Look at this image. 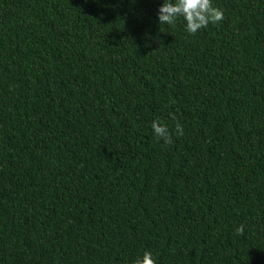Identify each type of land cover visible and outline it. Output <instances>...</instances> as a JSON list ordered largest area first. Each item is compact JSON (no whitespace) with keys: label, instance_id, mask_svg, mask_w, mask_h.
I'll return each mask as SVG.
<instances>
[{"label":"trees","instance_id":"trees-1","mask_svg":"<svg viewBox=\"0 0 264 264\" xmlns=\"http://www.w3.org/2000/svg\"><path fill=\"white\" fill-rule=\"evenodd\" d=\"M162 2L0 0V264H264V0Z\"/></svg>","mask_w":264,"mask_h":264},{"label":"clouds","instance_id":"clouds-1","mask_svg":"<svg viewBox=\"0 0 264 264\" xmlns=\"http://www.w3.org/2000/svg\"><path fill=\"white\" fill-rule=\"evenodd\" d=\"M184 20L185 31L189 34H196L199 30L205 29L209 24L219 23L224 19L223 11L214 7L212 0H163L157 10L159 24L173 25L177 19ZM151 129L157 139L170 143L172 133L168 125L159 118L151 123ZM175 134L182 136L184 128L181 124L175 125ZM236 232L243 234L244 225L237 227ZM136 264H157L151 251H145L142 257L138 258Z\"/></svg>","mask_w":264,"mask_h":264}]
</instances>
